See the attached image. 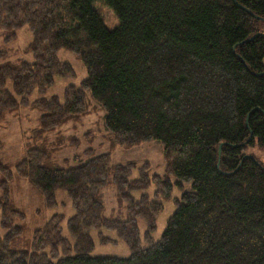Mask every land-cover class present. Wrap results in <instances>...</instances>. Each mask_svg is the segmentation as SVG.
<instances>
[{
  "label": "trees",
  "instance_id": "1",
  "mask_svg": "<svg viewBox=\"0 0 264 264\" xmlns=\"http://www.w3.org/2000/svg\"><path fill=\"white\" fill-rule=\"evenodd\" d=\"M96 2L118 25L105 23ZM24 27L36 61L10 60L0 48V124L25 108L40 115L24 156L0 161V264H264V165L247 153L257 143L264 148V0H0V34L9 40ZM62 49L82 60L87 78L67 86L64 99L31 101L56 77H73L58 58ZM90 99L103 108L117 146L163 143L164 176L150 177L146 163L141 179L131 180L135 162L115 165L112 153L92 150L74 165L57 161L75 143L62 129L81 120ZM15 178L47 207L57 205V190L67 191L74 244L63 236L64 215L25 236V212L11 196ZM152 183L155 200L137 201L133 193ZM184 183L192 190L175 200L155 241L163 201ZM109 187L118 202L110 217ZM102 229L116 231L131 255L93 256L92 231Z\"/></svg>",
  "mask_w": 264,
  "mask_h": 264
},
{
  "label": "rangeland",
  "instance_id": "2",
  "mask_svg": "<svg viewBox=\"0 0 264 264\" xmlns=\"http://www.w3.org/2000/svg\"><path fill=\"white\" fill-rule=\"evenodd\" d=\"M95 5L109 27L113 28L118 25L119 20L109 7L103 2H96ZM5 36V34H0V48L2 47L3 50L6 49L9 52L8 57L10 60L21 58L31 63L36 61L34 55L31 52H27L28 46L33 40V35L29 28L24 27L17 30L15 35L9 40H6ZM58 58L60 62L69 63L71 65L74 70L73 77H56L55 84L45 93L41 94L39 91L33 92L29 97L31 101H35L41 97L51 99L54 96L64 99L67 86L71 84L80 86L82 81L87 78V68L75 53L62 49L58 53ZM7 87L9 90H12L11 82L7 83ZM39 115L40 112L38 110L32 111L25 108L22 110V113L16 116L9 115L6 121L0 124V161L15 164L24 156L27 136L29 135V131L36 127ZM62 133L66 138H74L75 143L69 144L68 147L66 146V148H63L62 151L58 153L57 161L59 163L67 160L68 165L77 164L81 159H84L86 156L84 154L85 152L92 150L94 153H112V163L115 165L135 162L136 166L132 169L131 180L141 179L142 168L146 163H149L148 174L150 177H154L155 175L164 176L166 174L163 143L152 140L135 145L131 148L117 146L105 127L103 108L92 99L89 100L87 111L81 120L64 127ZM247 153L254 156L264 165V148L259 146L258 143L248 148ZM172 181L175 183L176 179L172 178ZM184 184V190H181L175 185L172 192V199L163 201L164 210L157 219V230L152 235L155 241L161 238L167 227L168 220L177 209L175 200L181 199L184 192L192 190V185L190 183ZM106 190L105 214L110 217L113 209L118 206V202L115 197V190L111 187ZM155 193L156 185L152 183L148 189L134 192L133 196L138 201L142 194H148L152 201L155 200ZM11 196L17 208L25 212L26 218L20 223L24 224V234L27 238L32 237L33 232L37 228L44 225L46 221L55 215H64L65 219L62 222L63 236L66 237L71 244L75 243L68 228V220L74 215V209L72 206V199L66 190H57V205L47 207L44 197L37 190L24 179L18 180V178H15L12 184ZM138 222L142 247H147L149 245L145 239L147 224L142 219H139ZM92 237L95 245L92 252L93 256L128 258L131 255L127 243L121 239L114 230H93ZM103 238H108L110 241L103 243Z\"/></svg>",
  "mask_w": 264,
  "mask_h": 264
},
{
  "label": "water",
  "instance_id": "3",
  "mask_svg": "<svg viewBox=\"0 0 264 264\" xmlns=\"http://www.w3.org/2000/svg\"><path fill=\"white\" fill-rule=\"evenodd\" d=\"M250 12V11H249ZM251 13V12H250ZM257 18H259V17H257ZM260 19V18H259ZM221 149H222V145H221V147H220V151H219V154H221Z\"/></svg>",
  "mask_w": 264,
  "mask_h": 264
}]
</instances>
